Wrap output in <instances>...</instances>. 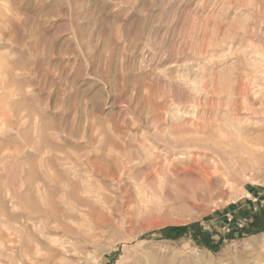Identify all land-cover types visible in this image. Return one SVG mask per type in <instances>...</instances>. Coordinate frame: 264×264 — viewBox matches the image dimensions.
Returning <instances> with one entry per match:
<instances>
[{"label": "rangeland", "instance_id": "374dc122", "mask_svg": "<svg viewBox=\"0 0 264 264\" xmlns=\"http://www.w3.org/2000/svg\"><path fill=\"white\" fill-rule=\"evenodd\" d=\"M259 226L264 0H0V264H264Z\"/></svg>", "mask_w": 264, "mask_h": 264}, {"label": "trees", "instance_id": "16d2710c", "mask_svg": "<svg viewBox=\"0 0 264 264\" xmlns=\"http://www.w3.org/2000/svg\"><path fill=\"white\" fill-rule=\"evenodd\" d=\"M247 219L251 217V212L246 214ZM248 219V220H249ZM246 225V224H245ZM253 225V222L251 223ZM263 225V224H262ZM199 223L195 222L192 224H186V225H179V226H169L164 229V231H171V233H175L176 235H180L187 232H195L199 233L201 237L203 238L204 243L212 249H217L222 244V238H219L217 240H213L205 231L200 232L199 230ZM245 228V227H244ZM259 229H264L263 226H259ZM199 230V231H198Z\"/></svg>", "mask_w": 264, "mask_h": 264}, {"label": "bare ground", "instance_id": "6f19581e", "mask_svg": "<svg viewBox=\"0 0 264 264\" xmlns=\"http://www.w3.org/2000/svg\"><path fill=\"white\" fill-rule=\"evenodd\" d=\"M262 12V11H261Z\"/></svg>", "mask_w": 264, "mask_h": 264}]
</instances>
